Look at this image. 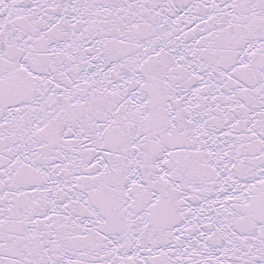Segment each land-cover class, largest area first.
<instances>
[{"label":"snow or ice","instance_id":"6c2138e0","mask_svg":"<svg viewBox=\"0 0 264 264\" xmlns=\"http://www.w3.org/2000/svg\"><path fill=\"white\" fill-rule=\"evenodd\" d=\"M0 264H264V0H0Z\"/></svg>","mask_w":264,"mask_h":264}]
</instances>
